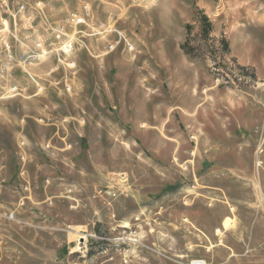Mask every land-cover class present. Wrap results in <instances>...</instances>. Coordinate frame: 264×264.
<instances>
[{"label": "rangeland", "instance_id": "obj_1", "mask_svg": "<svg viewBox=\"0 0 264 264\" xmlns=\"http://www.w3.org/2000/svg\"><path fill=\"white\" fill-rule=\"evenodd\" d=\"M195 263L264 264V0H0V264Z\"/></svg>", "mask_w": 264, "mask_h": 264}, {"label": "built area", "instance_id": "obj_2", "mask_svg": "<svg viewBox=\"0 0 264 264\" xmlns=\"http://www.w3.org/2000/svg\"><path fill=\"white\" fill-rule=\"evenodd\" d=\"M69 22L71 23V25L74 27V28H80V27H83L85 25H87V17L85 14H81V15H78V14H74L72 15V17L70 18ZM61 33V32H59ZM59 39L61 38L60 36H58ZM63 41L61 42V45L59 46L60 47V52H62L60 55L62 57H67V56H70L73 52H74V49H75V44H76V40L74 38V36H63ZM75 65V64H73ZM71 65V66H73ZM195 264H199V263H195Z\"/></svg>", "mask_w": 264, "mask_h": 264}, {"label": "trees", "instance_id": "obj_3", "mask_svg": "<svg viewBox=\"0 0 264 264\" xmlns=\"http://www.w3.org/2000/svg\"><path fill=\"white\" fill-rule=\"evenodd\" d=\"M202 19L204 20V24L206 25V34L209 35V31L211 29V23L209 22L207 16H203ZM190 26H187V29H189ZM225 43V42H224ZM226 46L228 47L227 45V42H226Z\"/></svg>", "mask_w": 264, "mask_h": 264}, {"label": "bare ground", "instance_id": "obj_4", "mask_svg": "<svg viewBox=\"0 0 264 264\" xmlns=\"http://www.w3.org/2000/svg\"><path fill=\"white\" fill-rule=\"evenodd\" d=\"M134 47L132 46V45H130V49H133ZM35 81V80H34ZM36 83V82H35ZM224 223H225V226H229V225H231L232 224V221H231V219H227V220H225L224 221Z\"/></svg>", "mask_w": 264, "mask_h": 264}]
</instances>
